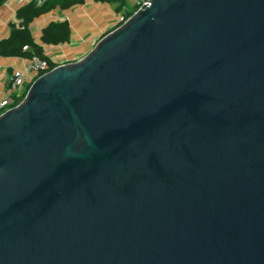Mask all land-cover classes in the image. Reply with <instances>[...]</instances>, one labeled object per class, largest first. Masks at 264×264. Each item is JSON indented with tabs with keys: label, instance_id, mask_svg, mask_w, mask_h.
Masks as SVG:
<instances>
[{
	"label": "water",
	"instance_id": "obj_1",
	"mask_svg": "<svg viewBox=\"0 0 264 264\" xmlns=\"http://www.w3.org/2000/svg\"><path fill=\"white\" fill-rule=\"evenodd\" d=\"M0 264H264V0H150L0 115Z\"/></svg>",
	"mask_w": 264,
	"mask_h": 264
},
{
	"label": "crops",
	"instance_id": "obj_2",
	"mask_svg": "<svg viewBox=\"0 0 264 264\" xmlns=\"http://www.w3.org/2000/svg\"><path fill=\"white\" fill-rule=\"evenodd\" d=\"M125 6L117 10V5L85 0L81 4L61 10L58 7L42 14L29 23L28 30L34 42L41 46L43 55L57 65L72 63L82 59L96 45L102 33L116 24L117 18L125 7L132 12L135 0H125ZM27 3L0 0V41L9 36L10 24L19 25L16 11ZM51 22H67L70 29L68 42L58 45H46L40 41L42 30ZM27 50H30L27 48ZM28 58L0 56V99L5 97L11 87V76L14 70H24ZM30 76V75H29ZM28 83L25 81V87ZM28 89V88H26ZM25 89V90H26Z\"/></svg>",
	"mask_w": 264,
	"mask_h": 264
},
{
	"label": "trees",
	"instance_id": "obj_3",
	"mask_svg": "<svg viewBox=\"0 0 264 264\" xmlns=\"http://www.w3.org/2000/svg\"><path fill=\"white\" fill-rule=\"evenodd\" d=\"M85 0H48L42 5H36L32 0L16 11V17L21 22L19 25L10 24L9 36L0 41V56L3 57H24L31 58L37 56L40 59L47 60L52 68L54 63L50 62L43 55V49L37 45L28 30L29 23L42 14L58 7L61 10L68 9L73 5L81 4ZM94 2L107 3L109 5H117V10L125 6V0H93ZM128 14L126 18L131 16ZM119 25H117L118 27ZM70 37V29L67 22H51L43 30L40 41L46 45H58L68 42ZM28 47L30 50H23V47ZM25 96V95H24Z\"/></svg>",
	"mask_w": 264,
	"mask_h": 264
},
{
	"label": "built area",
	"instance_id": "obj_4",
	"mask_svg": "<svg viewBox=\"0 0 264 264\" xmlns=\"http://www.w3.org/2000/svg\"><path fill=\"white\" fill-rule=\"evenodd\" d=\"M9 1H15L17 3H29L32 0H2L3 3H7ZM33 1L36 3V5H42L48 0H33ZM148 1L150 0H135L132 14L140 10ZM128 18H126V16L121 15L116 23L120 26ZM27 48L28 47L25 46L23 47V50H27ZM54 67H56V65ZM54 67L51 68L47 60L40 59L37 56H32L31 58L28 59V63L24 70H14L11 76L10 91L5 97L0 99V115L3 114L5 111H8L9 109H12L16 105H18L24 98V95L26 94L27 91L26 88H28L36 78L49 72ZM25 81L28 83V86L26 87H25Z\"/></svg>",
	"mask_w": 264,
	"mask_h": 264
},
{
	"label": "rangeland",
	"instance_id": "obj_5",
	"mask_svg": "<svg viewBox=\"0 0 264 264\" xmlns=\"http://www.w3.org/2000/svg\"><path fill=\"white\" fill-rule=\"evenodd\" d=\"M130 13H132V10L127 6V7H125L123 10H122V12H121V14L119 15V17L122 15V16H127L128 14H130ZM119 17L117 18V21H118V19H119ZM116 21V22H117ZM117 23L114 25V26H111L110 28H108V33H110L111 31H113L114 29H116L117 28ZM106 32V31H105ZM102 33V35L98 38V41L103 37V36H105L106 34H108V33ZM97 41V42H98Z\"/></svg>",
	"mask_w": 264,
	"mask_h": 264
}]
</instances>
